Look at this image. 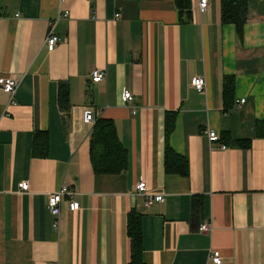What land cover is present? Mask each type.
<instances>
[{"label": "crops", "instance_id": "0c3cea01", "mask_svg": "<svg viewBox=\"0 0 264 264\" xmlns=\"http://www.w3.org/2000/svg\"><path fill=\"white\" fill-rule=\"evenodd\" d=\"M191 2V21L180 22L174 0H0V77L19 80L12 100L0 88V264H128L131 211L141 216L145 264H212L211 250L221 264H264V138L256 128L264 122V0H248L241 38L220 22V0L204 11ZM61 10L68 17L56 21ZM51 23L58 42L49 52ZM93 69L105 78L92 82ZM226 75L234 77L229 110ZM197 76L201 92L190 85ZM86 109L94 121L84 122ZM99 118L114 122L126 151L119 174L92 170ZM208 130L249 146L222 149ZM35 132L48 135L45 156L32 152ZM166 146L187 160L188 175L165 172ZM139 181L164 201L144 205ZM62 185L80 208L69 211L63 197L56 230L48 195ZM205 221L207 234L198 230Z\"/></svg>", "mask_w": 264, "mask_h": 264}, {"label": "trees", "instance_id": "16d2710c", "mask_svg": "<svg viewBox=\"0 0 264 264\" xmlns=\"http://www.w3.org/2000/svg\"><path fill=\"white\" fill-rule=\"evenodd\" d=\"M180 22H188L192 19L191 0H174ZM248 0H220V22L233 24L238 38L242 37ZM234 77L226 75L223 79V103L224 110L231 109L234 104ZM69 91L65 82H60L58 88V104L61 111L69 110ZM174 112H168L165 117L166 136L173 128ZM257 134L264 138V122L256 123ZM220 140L223 144L238 147H248V139H233L228 133H222ZM48 146L46 132H35L32 139V152L35 156H45ZM90 162L94 174L109 175L119 174L126 170L127 155L118 139L115 124L110 119L99 118L95 121L90 139ZM164 169L167 173H175L181 176L188 175L187 160L178 155L169 146H166L164 156ZM194 219H198L202 210L201 197L193 199ZM127 234L130 238V261L128 264H145L142 259V231L141 216L131 211L127 217Z\"/></svg>", "mask_w": 264, "mask_h": 264}, {"label": "built area", "instance_id": "2783aa9c", "mask_svg": "<svg viewBox=\"0 0 264 264\" xmlns=\"http://www.w3.org/2000/svg\"><path fill=\"white\" fill-rule=\"evenodd\" d=\"M62 1L63 0H60V2ZM197 6L200 11L206 10L208 8V0H198ZM115 16L118 17L119 14H116ZM66 17H68V11L61 10L56 21L59 20L60 18H66ZM53 26H54V23H51L47 31L45 40H44L45 49L49 52L54 50L58 42V37L54 34ZM105 76H106L105 71L100 70V69H93L90 73V78L92 82H100L101 80L105 78ZM18 83H19V80L17 78L0 77V88L3 92L9 95L10 100H12L15 94ZM190 85L194 87L198 92H201L204 90V86H205L204 78L200 76L193 77L190 80ZM123 101L127 104H130L133 101V96L129 91H124ZM239 103L240 104L244 103V99H241ZM83 120L86 123L94 121V116L91 110L86 109L84 111ZM207 138L210 142H218L220 140V136L213 130L207 131ZM221 148L224 149L225 145L221 144ZM18 186L20 190L22 191H27L29 188V185L26 181H21ZM135 190L139 194L145 196L144 205H149L152 202H163L164 201L163 195L152 194L148 192L146 183L144 181H139L135 185ZM63 197H66L69 200V205H68L69 211H75L80 208L79 202L73 198V193L70 191L67 185H62L58 189V191L54 193H50L48 195V211L50 215L53 217L52 227L56 230L59 227L58 217L60 215V206H61ZM211 229H212V225L210 221H205L201 223L198 228L200 232L206 233V234L209 233ZM208 261L211 262L212 264H221L222 257L219 251L211 250L208 255Z\"/></svg>", "mask_w": 264, "mask_h": 264}]
</instances>
